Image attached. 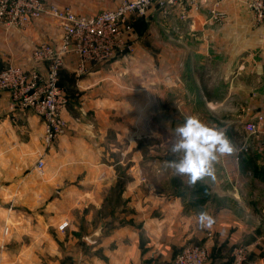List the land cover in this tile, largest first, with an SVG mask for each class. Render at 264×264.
Instances as JSON below:
<instances>
[{
  "label": "crops",
  "instance_id": "obj_1",
  "mask_svg": "<svg viewBox=\"0 0 264 264\" xmlns=\"http://www.w3.org/2000/svg\"><path fill=\"white\" fill-rule=\"evenodd\" d=\"M212 3L203 0L185 20L175 9L130 15L134 51L90 63L84 74L65 55L58 86L66 126L41 171V117L12 109L0 91V198L25 206L0 208L11 222L0 224V264H170L187 243L207 247L204 264H226L237 243L253 251L244 264H264L254 246L264 249V220L250 204L264 199V150L244 130L248 121L264 129V26L251 24L235 0H222L223 18L210 22ZM58 40L47 17L20 29L0 24V68L27 67L36 44ZM190 114L225 127L237 148L216 165L215 179L192 187L165 167L175 128ZM130 137L151 145L134 140L125 166ZM249 143L248 153L240 150ZM201 211L214 217L212 228L199 227Z\"/></svg>",
  "mask_w": 264,
  "mask_h": 264
},
{
  "label": "built area",
  "instance_id": "obj_2",
  "mask_svg": "<svg viewBox=\"0 0 264 264\" xmlns=\"http://www.w3.org/2000/svg\"><path fill=\"white\" fill-rule=\"evenodd\" d=\"M113 5L104 6L93 14H77L68 5L48 4L44 0H0V24L6 28H24L34 20L49 17L59 28L57 43L41 41L30 52V64L22 67L7 63L0 68V91L10 97L12 109H32L43 122L44 149L35 167L41 171L44 155L54 140L64 132L65 120L61 111L67 98L58 86V74L65 55L75 58V74H84L88 64H105L119 58H127L134 51L133 27L128 16H146L157 9L167 16L174 9L182 19L190 11L198 10L203 0H110ZM209 9L210 22H219L223 12L222 0H212ZM248 14L251 24L264 26V0H235ZM47 62L44 72L37 65ZM261 120L262 117L258 116ZM244 130L255 136L258 151L264 150V129L248 121ZM253 145L242 144L240 150L249 151ZM67 222L59 224L63 229ZM247 256V246L235 244L226 264H242ZM209 250L203 244L187 243L175 254L170 264H204Z\"/></svg>",
  "mask_w": 264,
  "mask_h": 264
},
{
  "label": "clouds",
  "instance_id": "obj_3",
  "mask_svg": "<svg viewBox=\"0 0 264 264\" xmlns=\"http://www.w3.org/2000/svg\"><path fill=\"white\" fill-rule=\"evenodd\" d=\"M174 159L165 161V167L176 176L186 177L192 187L206 177L216 178V165L232 156L237 148L227 136V129L190 114L175 128V138L169 149ZM201 228H212L215 220L207 211L197 215Z\"/></svg>",
  "mask_w": 264,
  "mask_h": 264
},
{
  "label": "rangeland",
  "instance_id": "obj_4",
  "mask_svg": "<svg viewBox=\"0 0 264 264\" xmlns=\"http://www.w3.org/2000/svg\"><path fill=\"white\" fill-rule=\"evenodd\" d=\"M46 3H48V4H56V5H59V6H64V5H68V6H70L77 14H87V13H90V14H93V13H96V12H98L100 9H101V7L99 6V3L98 2H100L101 0H44ZM84 1H85V3H84ZM73 4L75 5V6H73ZM96 4L98 5V6H96ZM142 17V16H141ZM49 18V17H48ZM137 18H139V17H137ZM51 20V19H50ZM128 20H129V16H128ZM20 29V28H19ZM131 40L133 41V36H131ZM128 57V56H127ZM148 128H150V126H148ZM142 140L141 141V145H142V147H143V149L145 150L146 148H149L148 146H150L151 145V138L149 137V138H136V137H130V138H126L125 140H127V150H129V148H131L130 149V151L129 152H127L126 153V155L124 156L125 158H124V163H125V166H126V164L128 163V159H130V154H132L131 152H133L134 151V140ZM137 145H138V143H137ZM136 147H138V146H136ZM133 159V158H132ZM130 164V163H129ZM149 172V171H148ZM140 173V172H139ZM257 194V193H256ZM257 197V196H256ZM250 204H251V206L254 208V209H256V211H259L261 214H262V216H261V214H260V219H259V221L260 220H264V199H261V200H253V201H251L250 202ZM7 207V208H9V207H11V206H13V207H25L24 205H22V203H20V202H18V201H16V202H13L12 200L11 201H8L6 198L5 199H1L0 198V208H2L3 209V207ZM263 210V211H262ZM2 217H0V219H1ZM2 220V219H1ZM4 224V226H6L7 227V225H9V224H11V222H10V218L9 219H3L1 222H0V224ZM260 241H262V240H260ZM264 242V241H263ZM237 244H240V243H237ZM243 245H246L245 243L243 244ZM247 246V245H246ZM255 247L256 246H259L260 247V249L259 250H257L258 251V253H259V255H262V254H264V249H263V247L261 246V244H259V243H256L255 245H254ZM4 249H1L0 248V258H3V256H4ZM253 252L252 251V249H248V247H247V256H246V258H245V261L242 263V264H244L245 262H246V260L248 259V256H249V254H250V252ZM7 255V254H6ZM8 256V255H7ZM228 261H229V259H228ZM227 263V262H226Z\"/></svg>",
  "mask_w": 264,
  "mask_h": 264
},
{
  "label": "trees",
  "instance_id": "obj_5",
  "mask_svg": "<svg viewBox=\"0 0 264 264\" xmlns=\"http://www.w3.org/2000/svg\"><path fill=\"white\" fill-rule=\"evenodd\" d=\"M129 20H130V19H129ZM130 23H131V25H132V27H133V22L130 21ZM245 152L248 153L249 151H245Z\"/></svg>",
  "mask_w": 264,
  "mask_h": 264
}]
</instances>
